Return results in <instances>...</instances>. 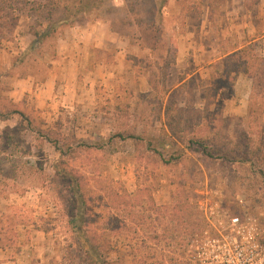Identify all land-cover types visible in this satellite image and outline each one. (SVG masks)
I'll list each match as a JSON object with an SVG mask.
<instances>
[{
	"label": "rangeland",
	"instance_id": "1",
	"mask_svg": "<svg viewBox=\"0 0 264 264\" xmlns=\"http://www.w3.org/2000/svg\"><path fill=\"white\" fill-rule=\"evenodd\" d=\"M78 1L0 0V106L23 110L47 138L28 129L17 137V116L0 121V264H82L71 195L52 166L60 158L83 181L88 234H102L104 210L126 216L110 208L108 188L130 195L141 188L138 217L126 220L137 233L126 231L120 243L139 245V264H194L191 239L155 237L163 226L148 202L170 204L184 184L194 207L205 197L220 198L233 211L241 198L264 210V173H256L257 165L222 162L184 147L166 120L172 126L175 99L191 132L210 129L229 147H242L249 136L259 146L264 83L252 89L243 72L231 73L233 81L219 75L220 59L243 45L264 57V0H106L112 7L102 16L93 11L54 26L62 4ZM181 82L179 96L172 94ZM117 132L141 139L115 137L102 149L79 148ZM56 136L75 151L56 153ZM259 166L264 172V162ZM133 248L119 257L121 264H137L129 255Z\"/></svg>",
	"mask_w": 264,
	"mask_h": 264
},
{
	"label": "trees",
	"instance_id": "2",
	"mask_svg": "<svg viewBox=\"0 0 264 264\" xmlns=\"http://www.w3.org/2000/svg\"><path fill=\"white\" fill-rule=\"evenodd\" d=\"M58 4V3H57ZM41 5L38 7L40 8ZM112 6L106 0H95V2L88 1H78L77 5L71 6L68 3L62 4V12L58 16L53 25H65L72 21L79 19L80 17H89L94 11L97 13V16H102L107 8ZM50 13L54 9L53 6L47 7ZM50 16V14H48ZM48 33H43V36ZM248 45H243L238 50L231 52L226 55L224 58H221V64L223 65L222 73H220L219 78H230L234 80V76L231 77V73L234 75L243 72L246 74L252 81V89L254 86L259 85L261 82L264 83V57H260L254 52V48H251ZM258 65V66H257ZM257 66V68H255ZM185 82H181L177 87L172 90V94L179 96V91L183 88ZM233 83V82H232ZM231 83V89L232 87ZM215 85L213 89L215 90ZM174 112V110H176ZM182 108L178 106V100L172 99V126L169 120L167 121L168 127L172 133V136L178 141L183 143V146L186 148H191L192 146L199 149L200 153L210 159H215L224 162H242L248 163L249 165H257L258 169L256 173L263 174L264 172L260 170V164L264 162V137L259 139V146L253 147L251 144L252 141L247 138V142L242 147H229L225 146L216 136L215 133L210 129L205 130L203 133L200 131L191 132L189 129L191 121L189 117H184L182 113ZM248 116H251V107L248 108ZM17 116L20 119V124L17 126V131L14 132L19 137L22 129H28L30 131H36L41 137L46 138L44 132L41 128L33 125L29 115L23 110L18 108L6 109L5 106H0V121H6L12 117ZM226 116L223 120H226ZM10 134L9 140L13 139V136ZM56 140L53 142V148L56 153L62 156L71 154L75 151L71 147V142L66 141L63 137L56 136ZM119 138L120 140L131 139L135 142H138L141 137L136 134V132H117L112 134L110 137L104 139L102 136L97 135L95 140L84 141L79 144L80 149H102L104 143L106 145L112 144L114 138ZM47 139V138H46ZM148 150L158 154L162 163L167 164L168 160H165L160 152H156L155 148L151 146L150 142L146 143ZM16 149L15 146H12ZM221 162V163H222ZM62 164L63 166H59ZM65 164V165H64ZM55 172L61 177L63 181L67 183L68 192L71 195V208H70V220L73 223V228L75 231V243L77 246L76 254L80 255L82 264H121L122 260H119V257L122 258L125 252L129 251L127 248H133L132 244H121L119 237L123 236L126 231H131L132 233H137V226H129L126 220H132L138 216L135 213V208L140 205L138 196L141 188H138L134 195L130 194H119L118 192L112 191V188H108V198L112 199V206L110 208L114 209L113 211H124L126 216L124 220L115 218L105 210L100 214V229L102 234H97L93 232L88 234L87 230L83 226L87 221V200L85 198V191L83 188V181L79 175L74 174L67 166L66 161L63 158H60L59 161H55L52 164ZM179 191H182L181 194L174 196V201L172 200L170 204L167 205H155L152 201L148 202L149 208L157 211L160 214L161 226H163L162 231L159 235L155 234V237H162L163 239L172 238V241L178 237L182 240L184 237L188 239H193L194 234L200 231L205 223L200 211L197 208V205L194 207L191 202V194H185L184 184H179L176 186ZM176 189V190H177ZM173 196V195H172ZM122 206L120 207V205ZM120 207V208H119ZM111 211V210H110ZM114 213V212H113ZM168 216L167 218H164ZM106 219V224L103 221ZM99 227V225H98ZM183 229H187L185 232ZM115 237L114 240H111ZM100 238V241L98 240ZM12 243V242H11ZM7 244V245H11ZM121 244V246H120ZM120 247H123L124 253L120 252ZM139 245L134 247L132 252V260L137 261L139 264V257L136 254V250ZM111 253H115L116 256H111ZM123 254V255H122ZM166 261L161 260L158 264H165Z\"/></svg>",
	"mask_w": 264,
	"mask_h": 264
},
{
	"label": "built area",
	"instance_id": "3",
	"mask_svg": "<svg viewBox=\"0 0 264 264\" xmlns=\"http://www.w3.org/2000/svg\"><path fill=\"white\" fill-rule=\"evenodd\" d=\"M237 198L233 209L207 197L197 208L204 227L194 234V264H264V210Z\"/></svg>",
	"mask_w": 264,
	"mask_h": 264
},
{
	"label": "crops",
	"instance_id": "4",
	"mask_svg": "<svg viewBox=\"0 0 264 264\" xmlns=\"http://www.w3.org/2000/svg\"><path fill=\"white\" fill-rule=\"evenodd\" d=\"M238 49H239V48H237V49H234V51H235V50H238ZM248 78H249V77H248ZM249 79H250V78H249ZM250 81H251V79H250ZM251 87H252V81H251Z\"/></svg>",
	"mask_w": 264,
	"mask_h": 264
}]
</instances>
